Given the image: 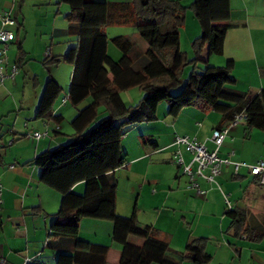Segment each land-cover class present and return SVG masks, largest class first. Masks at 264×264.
<instances>
[{"label": "trees", "instance_id": "16d2710c", "mask_svg": "<svg viewBox=\"0 0 264 264\" xmlns=\"http://www.w3.org/2000/svg\"><path fill=\"white\" fill-rule=\"evenodd\" d=\"M60 3L69 6L64 16L69 27L59 30L58 36L75 38L76 44L63 57L48 55L43 64H71L67 100L75 107L89 97L92 101L78 110L71 123L74 133L70 141L41 153L34 161L40 169V181L62 196L47 247L60 252L57 264H108L109 247L77 248L81 244L78 241L81 222L89 218L112 223V240L121 247L119 264H210L213 257L207 251L208 239H191L185 250L179 252L158 236L156 227L138 221L137 208L130 217L119 215L116 172L128 164V155L122 148L125 130L156 121L163 102L168 103V114L174 118L184 109L199 108L219 114L221 123L217 129H222L236 116L245 114L248 131L264 132V91L250 96L237 89L232 76L234 61H228L225 67L206 63L203 71L198 72L205 48L209 57L224 54L227 34L234 28L230 23V0H194L190 7L179 0L112 2L106 6L104 19L96 22L86 20V8L94 0H60ZM188 11L201 29L200 37L191 45L192 57L181 48L180 30L186 24ZM110 26H134L147 47L129 37H115L111 41L122 56L114 60L108 53L109 40L105 34ZM18 49L19 66L26 53L22 44ZM188 68H192L191 74L183 82ZM133 88L145 93L134 107L121 97L122 92ZM180 88L181 92L174 95ZM62 92L54 79L47 81L36 120L63 123L64 117L55 115ZM100 108H104L105 117L93 126ZM143 140L145 145L158 148L152 139ZM79 183L85 184L83 195L74 192ZM226 217L230 219L228 233L234 239L246 237L250 243L264 239V215L258 221L248 209L233 206ZM133 237L140 238L142 243L135 244L131 241Z\"/></svg>", "mask_w": 264, "mask_h": 264}, {"label": "crops", "instance_id": "0c3cea01", "mask_svg": "<svg viewBox=\"0 0 264 264\" xmlns=\"http://www.w3.org/2000/svg\"><path fill=\"white\" fill-rule=\"evenodd\" d=\"M179 1L185 7H190L194 2V0ZM52 2L53 0H46V3L50 6L52 5ZM112 2L126 1L94 0V4L86 8V20L88 22L103 20L105 17L106 6L108 3ZM27 3L28 0H0V16L4 12H11L16 20V26L14 28L16 40L12 42L10 47V50H13V56L12 58H9L10 64H18V47L20 44H22L23 50L26 53L24 40H21L20 37L22 29H25L26 26V17L20 19V16ZM59 4L60 1L56 5ZM230 4L232 10L230 23L234 25V28L227 34L224 54L221 56L209 57L207 49L205 48L201 58L202 62L199 65L203 64L204 66L206 63H209L214 67H224L228 61H234L235 67L232 76L237 81V87H241L239 88L240 91L246 92L250 96H255L261 91H264V0H230ZM189 13L192 14L191 19L188 17ZM38 27L43 26L38 25ZM68 27L58 29L56 26H52V37H58V31L67 30ZM200 35V25L193 13L188 11L186 13V24L181 28L180 36L182 51L186 52L189 57H192L193 55L191 45L195 39L200 37ZM71 39L72 40L69 42H71V45H75L76 39ZM187 45L190 46V54L186 51ZM27 53L28 54L26 55L28 57L29 55H32L29 52ZM48 55H50V58H55L53 52H49L46 56ZM64 55L59 57H63ZM28 57H26L27 60ZM25 62L26 61L24 60L21 64L19 63L22 71H20L18 76L22 75L25 69H27V67L23 65ZM50 77L54 79L52 76ZM16 79H6L4 84L1 85L6 86L7 83L13 84L16 82ZM49 79H47V81ZM54 80L59 83L56 78ZM31 81L33 82L34 89L39 87L41 91L42 83L39 78L37 79V77L34 76L31 78ZM46 83L47 82H44L41 93L35 91V95L29 98V103L24 101L21 102V104H18V100L13 98L14 104L12 108H5L0 104V178L3 185V202L0 204V261H4L5 264H57L58 256L60 254L57 250L48 248L47 242L50 234V227L55 221L54 215H56L61 208L62 196L40 181V169L34 164V161L41 153L59 147L61 145L59 140H64V138L70 139L73 132L70 134H64L62 132L64 130L62 125H57L54 122L48 123L36 120L37 110ZM2 90L3 89H0V103L1 100H4L3 97L5 95V89L4 92ZM24 93L23 99L28 100L26 98V87ZM65 100L67 99L64 98L63 102ZM88 104L89 102H87V105ZM61 110L60 107H55V115L65 117V115L60 112ZM12 117L15 118L13 124L3 126V123ZM5 118H7V120H5ZM220 123L221 116L215 112H205L199 108H187L184 109L179 116L174 118L168 114L167 107L166 143H158L157 149L145 145L143 139L148 140L152 138V136L144 131L146 127H143L144 125L142 124L145 123L136 125V128L134 127L135 129L130 133H126V136L122 141V148L129 156L128 164L125 168L118 170L116 176L121 170H127L132 177L130 178L129 176L130 180H133L134 184L139 185L142 190L146 186L151 188L153 185H158L161 181H168L171 185L170 187H177V189H180L184 181L182 178L184 175L175 163V152L177 150V147L174 146L175 137L190 136L192 138H197L200 142L205 143L207 147L210 145V147L213 148L214 145L210 141V138ZM241 126L248 131L245 122L234 128L225 140L220 154L223 158H227L231 151H235V160L251 163L250 161L253 159L250 160V157H245L244 150L242 152L239 149L240 147L246 149L248 141L251 142L247 133H245V131L244 133L241 132ZM46 130H48L49 136L40 141L28 136L33 132L43 133ZM137 131L140 132L138 136H135ZM131 139L132 141H130ZM140 142H142L143 146ZM184 152L185 151H183V156ZM159 154H165L167 156L166 160L172 162L169 164L172 170L175 171L176 169L177 171L176 174L170 178H167V176L165 178V175L162 176V174H150L156 156ZM189 157V161L185 159L188 163L191 161V156L189 155ZM245 173L248 177L247 172ZM222 176L223 174L219 178ZM231 176L233 181L246 179V176L242 174L235 177L233 172ZM202 182L201 188L207 191L206 198H200L197 195L195 198L196 200L200 198L205 201L208 198L209 192L214 190V185L208 184L205 181ZM251 183L257 184L253 178L251 179ZM172 189L173 188H171L169 194H164L165 200L162 194L160 199L164 201L167 199V202H171L172 206L179 207L181 206V202L179 201L184 198V193L181 190L174 191ZM187 190L195 192V190L189 188V180L187 183ZM74 192L83 195L85 192V184L80 183L76 185ZM153 194H158L156 189L153 190ZM118 199L119 197L117 194V213L120 211ZM251 200L255 205L261 200L264 202V195L259 199H256L255 195H253ZM187 202L192 203L190 200H187ZM233 205L237 207V204L233 203ZM135 208H137V205ZM259 208L261 209H258V207H246L254 219L258 221H260L261 217L264 215V205ZM226 213L227 211L225 212V216ZM137 218L140 222L138 214ZM183 220L186 221V218L183 217ZM185 225L191 227V224L185 223ZM112 232L113 225L111 222L89 218L83 219L80 225L78 238V241L81 244H79L77 248L79 250H88L86 248L88 245L107 246L110 248L107 257L108 264H119L122 256L121 247L112 240ZM159 233L158 236L160 235ZM222 233H224V231ZM245 238L246 237H243L242 239L246 241ZM191 239L197 238L190 236L186 243ZM261 242H264V239ZM141 243L142 242H140V244ZM231 249L238 253L235 245H231ZM226 250L229 252L228 257H231L232 251L229 249ZM246 250L252 252L248 248H246ZM241 251L244 252L245 249L241 248ZM255 257V255H251V259L254 261ZM223 263L226 264V262Z\"/></svg>", "mask_w": 264, "mask_h": 264}, {"label": "rangeland", "instance_id": "374dc122", "mask_svg": "<svg viewBox=\"0 0 264 264\" xmlns=\"http://www.w3.org/2000/svg\"><path fill=\"white\" fill-rule=\"evenodd\" d=\"M59 1L60 0H53L52 5L50 6L48 5V3H46V0H28V3L25 5L20 19L26 17V26L25 29H22L20 37L21 40H24L26 54H28L27 52H29L32 55H29V57L26 55V57H28V60L25 57L26 62L23 65H25L27 69H25L22 75L17 76L15 83H7L6 86H2L0 83V89H3V92L5 89V95L3 97L4 100H1L0 104L5 108H12L14 104L13 98H16L18 100V104H21V102L24 101L26 103H29V98L35 95V91L41 93L44 82H47V79L51 78L50 76H52L54 79L56 78L60 86L63 88L61 97L58 99L57 104L55 105V107H60L62 109L60 112L65 115V120L61 124L64 128L62 132L64 134H70L71 132L74 133L71 123L77 116L78 110L87 106V102H89L90 104L92 100L90 97L87 98L85 102H83V104L79 107L73 106L69 100L64 103V98L67 99L68 97L67 89L70 84L73 66L66 62H61L59 65L45 66L43 64V61L45 57H47L46 55L49 52H53L55 57H59L66 54L67 50L70 48V46H72L71 42H69L70 40H72L71 38L59 36L56 38L52 37V26H56L58 29L68 27V23L64 19V16L69 12V6L64 3L56 5ZM112 1L127 2L129 0ZM188 17L191 19L192 14L189 13ZM38 25L43 27H38ZM105 34L107 35L109 40L108 53L116 61L121 58L122 53L114 45L111 39L118 36H125L146 46V43L140 38L137 29L134 26H110L105 29ZM12 51L10 50V52L8 53L9 58H12L13 56ZM186 51L189 54L191 53L189 45H187ZM204 68L205 65H199L198 72H202ZM20 71L22 70L20 69ZM191 71L192 68H188L186 70L183 82L187 81L188 77L191 74ZM115 72L116 71H114V73ZM34 76H36L37 79L39 78L42 83L41 91L39 87H37L36 89H34L33 87L31 78H33ZM25 87L26 98L28 100L23 99V95L25 94ZM239 88L241 87H237V89ZM181 90L182 88L177 89L173 92V94L177 95L181 92ZM144 96L145 93L139 88H133L129 91L121 93L123 101L128 106L132 107L138 105L139 102L144 98ZM167 107H169L168 103L163 102L158 109V120L151 123L142 124L144 125L143 127H146L144 131L152 136V138L150 139H152V141L156 144L166 143ZM103 111L104 108L99 109L98 119L93 124V126H95L100 120L105 117ZM14 119V117L8 119V121H5L3 123V126H7L10 124L12 125ZM5 120H7V118H5ZM134 127L135 126L128 127L125 130V133H130L133 129L136 128ZM244 131L249 136V139H251V142L247 140L248 145L246 149L241 147L239 149L242 152L244 150L245 157H250V160L253 159L252 161H250L251 163H256V160L259 159L264 160V132L258 130L249 132L241 126V132L244 133ZM139 132L140 131H137L135 133V136H138ZM61 140H59L61 142V145H65L70 141L69 138H64V140ZM130 141H132V139ZM140 143L142 145V142ZM208 148L211 151L214 149V147L212 148L210 147V145L208 146ZM166 157L167 156L165 154H159L158 156H156V160L154 162L153 169L150 171V174H162V176L165 175V178L166 176L167 178H170L171 176L176 174V169L175 171L172 170L171 166L169 165L172 162L166 160ZM184 157L187 161L190 160L189 155L187 153L185 154V152ZM220 157H222L221 154ZM128 158L129 156L127 157V160ZM233 160L238 161L234 158ZM221 170L223 176L221 178H218L217 181L220 184L223 193L214 185V190L209 192L208 198L205 201L203 199L201 200L200 198L196 200V191L191 192L187 190L188 179L186 178V176H182L184 181L180 189H177V187H170L171 185L170 183H168V181H161L158 183V185H153L151 188L149 186H146L142 190L140 189L139 185H135L133 180H130V178L132 177L130 176L129 172H127V170H121L117 173V177L119 180L118 200L120 209L118 214L124 217H130L132 216L133 210L137 205V214L140 218V223L144 225H153L154 227H156L160 232V238L168 241L171 248L179 252H183L185 250V247L187 245L186 242L190 236H193L194 238H207L208 252L213 256V260L210 264H224L223 262H226V264H264V242H261L260 244H253L250 242H246L243 239H234L233 236L228 233L227 229L230 224V219L225 216V212L227 211V203L224 198V194L231 195L229 196L230 202L237 204V207L240 208L258 207V209H261L259 207L264 205V202L262 200H259L260 202H257L255 205L251 198L253 195H255V198L259 199L262 195H264V187H260L257 184L251 183L252 177L250 175H248L247 177L245 173L246 171H243L241 173L242 175L246 176V179L233 181L231 179V174L233 172V168L231 166L223 165ZM198 180L202 185L203 180ZM171 188H173L172 190L174 191L181 190L184 193V198L179 201L181 202V206L179 207L172 206L171 202H167V199L166 201H164L165 195L170 193ZM154 189H156V191L158 192L157 195L153 194ZM161 194L164 200L160 199L162 197ZM187 200L192 201V203L187 202ZM183 217L186 218V221L183 220ZM185 223L191 224V227H188V225H185ZM223 231L224 233H222ZM131 241L138 245L140 244V242H142V240L137 237H133ZM231 245H235L236 250L239 254L234 250L232 251ZM241 248H244L245 251H241ZM246 248L250 249L252 252H248ZM226 249L232 251L231 257H228L229 252ZM250 254L256 256L255 261L251 259ZM182 264L192 263L184 262Z\"/></svg>", "mask_w": 264, "mask_h": 264}, {"label": "built area", "instance_id": "2783aa9c", "mask_svg": "<svg viewBox=\"0 0 264 264\" xmlns=\"http://www.w3.org/2000/svg\"><path fill=\"white\" fill-rule=\"evenodd\" d=\"M1 29H0V83L4 84L6 79L15 80L20 73V68L17 64H10L8 52L12 42L16 40V33L14 28L16 20L11 12H4L0 16ZM66 103V100L64 101ZM246 115L241 114L236 116L235 120L227 127L214 130L210 141L214 145L211 151L205 143L200 142L197 138L190 136H176L174 146L177 147L175 152L176 163L184 176L189 180V188L196 191L200 198H206L207 191L201 188L198 179L205 181L208 184L215 185L221 189L217 179L222 175V166L227 165L233 168V175L240 176L242 171H246L260 187H264V160H259L256 163H249L244 161H234L236 156L235 151H231L227 158L220 157L221 148L228 138L230 132L241 123L245 122ZM29 137L40 141L49 136L48 130L45 132H33L28 135ZM183 151L191 156V161L186 162ZM196 166V169H195ZM223 193V191H222ZM3 185L0 178V204H2ZM230 195L224 194L227 203V210L233 208V203L230 202ZM0 264H5L0 261Z\"/></svg>", "mask_w": 264, "mask_h": 264}]
</instances>
